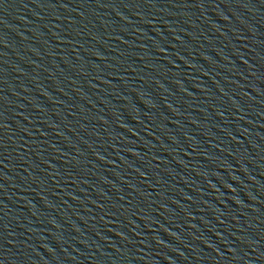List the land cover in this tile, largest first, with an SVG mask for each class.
Listing matches in <instances>:
<instances>
[{"label": "water", "instance_id": "water-1", "mask_svg": "<svg viewBox=\"0 0 264 264\" xmlns=\"http://www.w3.org/2000/svg\"><path fill=\"white\" fill-rule=\"evenodd\" d=\"M0 264H264V0H0Z\"/></svg>", "mask_w": 264, "mask_h": 264}]
</instances>
